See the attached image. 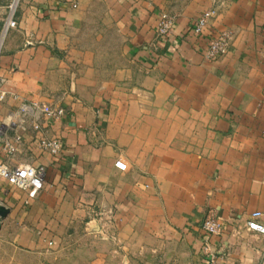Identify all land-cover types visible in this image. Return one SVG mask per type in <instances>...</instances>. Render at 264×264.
<instances>
[{"label":"crops","instance_id":"crops-1","mask_svg":"<svg viewBox=\"0 0 264 264\" xmlns=\"http://www.w3.org/2000/svg\"><path fill=\"white\" fill-rule=\"evenodd\" d=\"M15 19L0 120L31 100L66 115L12 156L0 146V164L44 168L34 199L0 182V264H264V235L246 227L255 212L264 226V0H21ZM220 34L227 54L206 59Z\"/></svg>","mask_w":264,"mask_h":264},{"label":"built area","instance_id":"built-area-1","mask_svg":"<svg viewBox=\"0 0 264 264\" xmlns=\"http://www.w3.org/2000/svg\"><path fill=\"white\" fill-rule=\"evenodd\" d=\"M75 8L76 5L72 4ZM214 9L203 11L192 27V33L200 36L208 27L214 17ZM174 17L167 13H161L157 24V34L159 37L167 36L173 28ZM17 22L14 13L5 22V33L16 28ZM229 36L220 34L210 39L206 44L204 56L212 60L227 54L229 49ZM4 78L0 77V105L5 101L7 93L2 91ZM13 101L17 96L9 95ZM66 115L61 108H56L52 104L39 101H22L6 117L0 120V146L2 151L12 156L17 147L23 142L26 135H36L40 133L45 124L62 119ZM37 148L50 156L56 157L62 153V141L57 138H41L37 141ZM44 168L42 166L14 165L7 167L0 164V182H5L18 190L26 193L27 200L34 199L43 188ZM0 207H4L0 202ZM262 213L255 212L251 219L246 222V227L264 235V226L258 221ZM202 230L209 235H216L220 232V220L217 216H208L201 223ZM206 251L207 248L205 247Z\"/></svg>","mask_w":264,"mask_h":264},{"label":"rangeland","instance_id":"rangeland-1","mask_svg":"<svg viewBox=\"0 0 264 264\" xmlns=\"http://www.w3.org/2000/svg\"><path fill=\"white\" fill-rule=\"evenodd\" d=\"M163 8L167 11L181 9L185 4H187L190 0H158ZM21 0H0V55L3 47V43L7 36L5 33V22L12 15V9H14V15H16V11L20 4ZM1 229V224H0ZM6 248L0 249V257L4 255Z\"/></svg>","mask_w":264,"mask_h":264},{"label":"water","instance_id":"water-1","mask_svg":"<svg viewBox=\"0 0 264 264\" xmlns=\"http://www.w3.org/2000/svg\"><path fill=\"white\" fill-rule=\"evenodd\" d=\"M8 213H9L8 209H6L5 207H0V224L1 221H3L6 218Z\"/></svg>","mask_w":264,"mask_h":264},{"label":"bare ground","instance_id":"bare-ground-1","mask_svg":"<svg viewBox=\"0 0 264 264\" xmlns=\"http://www.w3.org/2000/svg\"><path fill=\"white\" fill-rule=\"evenodd\" d=\"M14 12V9H12V13Z\"/></svg>","mask_w":264,"mask_h":264}]
</instances>
